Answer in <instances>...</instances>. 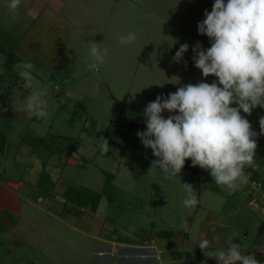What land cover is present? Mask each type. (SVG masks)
<instances>
[{"label":"rangeland","instance_id":"rangeland-1","mask_svg":"<svg viewBox=\"0 0 264 264\" xmlns=\"http://www.w3.org/2000/svg\"><path fill=\"white\" fill-rule=\"evenodd\" d=\"M9 3L0 0V48L31 62L34 80L26 87L17 67L21 63L7 71L6 53H0V115L17 122L21 136L17 170L9 161L6 173L16 170L34 206L23 200L21 216L16 213L20 224L0 231V264H193L192 259L205 260L198 246L204 239L212 249H227L230 242L252 247L256 232L264 233V212L259 201L247 200L245 192L251 199L262 192L250 189L251 174L248 186L242 184L234 194L211 178L198 181L185 168L180 176L166 178L138 137L140 126L130 124L145 122L144 111L158 96L167 99L188 84L218 83L195 66L193 51L198 43L204 50L211 47L198 25L215 0H21L15 11ZM130 33L136 40L121 43ZM90 42L98 43L102 54L108 50L99 73L89 67ZM185 43L188 51L174 61ZM42 91L47 116H29L27 97ZM76 102L87 110L75 114ZM178 114L165 110L162 115ZM241 115L257 133L255 165L245 173L256 169L264 180L259 124L264 107L251 115L241 109ZM0 128L5 130L4 124ZM122 131L130 141L119 136ZM104 138L109 155L101 154ZM41 160L47 165L39 170ZM183 183L195 188L199 203L194 208L183 205L188 195ZM69 185L82 189L88 200L103 192L98 209L88 201L66 202ZM209 218H220L225 227L216 223L212 231L205 225ZM203 228L206 237L201 238ZM165 230L172 235L158 234ZM218 237L222 243H214ZM146 247L153 250L150 262L138 258H149L151 253L140 252Z\"/></svg>","mask_w":264,"mask_h":264},{"label":"clouds","instance_id":"clouds-1","mask_svg":"<svg viewBox=\"0 0 264 264\" xmlns=\"http://www.w3.org/2000/svg\"><path fill=\"white\" fill-rule=\"evenodd\" d=\"M20 5L21 0H10L8 7L15 11ZM205 16L198 30L212 44L207 50L199 43L193 48L195 66L205 78L217 77L218 83L188 84L167 99L158 96L144 111L147 130L137 135L152 150L157 158L154 162L166 178L180 176L190 159L193 167L207 170L217 185L234 194L247 182L245 168L255 165L257 155V133L241 115V109L251 115L254 108L264 107V0H215L212 11L205 10ZM136 38L130 33L120 40L126 44ZM188 49V44L181 45L174 61L180 62ZM107 51L103 49L102 54L99 44L90 42L94 58L91 70L99 73ZM17 67L25 86H30L34 65L23 62ZM46 96L42 91L27 97L24 110L29 116H47ZM165 110L179 114L164 118ZM259 124L264 134V117ZM100 148L102 155L109 151L107 139ZM183 187L188 194L183 205L194 208L199 203L195 188L189 183H183ZM198 246L219 264H258L244 254L246 248L239 243L230 242L227 249H212L204 239Z\"/></svg>","mask_w":264,"mask_h":264},{"label":"crops","instance_id":"crops-1","mask_svg":"<svg viewBox=\"0 0 264 264\" xmlns=\"http://www.w3.org/2000/svg\"><path fill=\"white\" fill-rule=\"evenodd\" d=\"M0 106H4L3 103H0ZM1 114V113H0ZM4 116V115H3ZM2 115H0V123L4 124V129L3 130L6 135H7V143H6V148L3 152H0L1 155V159H0V231H6V230H10L13 228H16L17 225L20 224V222H17V217H16V213L18 212L21 216V212H22V203L23 200L26 202V204L28 205H33L34 203L30 200L29 198V191L25 190L24 194H23V188H24V183L23 182H17V176L15 175V171L17 170V160L18 158L21 157V153H19V151L17 150V144H19L21 142V136L20 134L17 133V122H12L6 119V117H3ZM3 117V118H1ZM51 159H53V156H51ZM9 161L11 162V164L15 165L16 170L11 171V174H7L6 172H8V165H9ZM47 165L45 163H43V161L41 160V162L38 161V169H43V167ZM7 170V171H6ZM254 171V169L250 170L247 174V176H249L250 174H252ZM251 176V175H250ZM211 179L213 180V178L211 177ZM250 180V179H249ZM248 183L250 184V189H253V185L251 186L250 181H248ZM248 185L244 184L243 188L247 187ZM262 192L260 193V198L258 199H251V195L248 192H245L247 197L249 199H247L248 201L252 202L257 200V202L259 201V205H262V209L264 212V189L261 190ZM257 205V204H254ZM201 206V203H200ZM20 216L18 219H20ZM223 220V219H222ZM216 223H220L222 225V227L224 225V223L222 224L220 218L217 221H214L212 218H209L205 221V225H210L212 226V231H214ZM192 224L193 221L189 222V226L190 228H192ZM219 224V226H220ZM223 227V228H224ZM189 231V235H190ZM206 230L203 228L201 229V238L206 237ZM186 235V232L184 234V236ZM248 236V232L246 234V237ZM189 239V238H188ZM222 240V237H218L216 238L214 241V243H219ZM185 242V241H184ZM189 243V241H187V244ZM222 243V241H221ZM239 243V242H237ZM241 244V243H239ZM242 245V244H241ZM264 245V233L263 231H259L256 232L255 234V242L253 244V246L251 248H258ZM248 246H244V248L250 250ZM143 250H145L147 252V254L150 256L149 258L142 256V254L140 255V257H138L139 259H142V261H151V257L154 255L152 254L153 250L150 249V247H146V249H141L140 252H143ZM175 252V250H174ZM177 256V255H176ZM201 263L203 264H216L217 259L215 258H211V257H206L205 256V260H200ZM198 260L196 261V263H194V259L191 260L190 263L193 264H198L199 262Z\"/></svg>","mask_w":264,"mask_h":264},{"label":"trees","instance_id":"trees-1","mask_svg":"<svg viewBox=\"0 0 264 264\" xmlns=\"http://www.w3.org/2000/svg\"><path fill=\"white\" fill-rule=\"evenodd\" d=\"M5 52L6 53V58L5 61L3 63V66L6 68L7 71H10L14 68L15 64L17 63H23L22 60L18 57L15 56V54L13 52H6L3 48H0V53ZM75 106L79 107V108H75V114H77L76 112L79 113V111H86L87 110V106L84 103L81 102H76ZM74 117H72L71 119H73ZM90 115L87 117V121L90 120ZM147 119L145 120V122H130L131 125L133 126H140V132L144 131V127H147L146 124ZM119 136L125 140V141H130L131 137L129 135V133L127 132H120ZM6 143H7V135L3 130H0V152H3L6 148ZM110 152L105 153L104 155H109ZM185 169H188L190 171H192L195 175H196V179L198 181H205L206 178H211L210 173L207 170H204L202 168H200L199 166H192V161L186 160L185 162ZM115 176V175H113ZM114 177H112L113 179ZM111 179V181H112ZM260 182L262 183V189H264V180H262L261 178H259L258 176V171L256 169H254L253 173L250 176V182ZM252 192V191H251ZM254 193V192H252ZM102 195L103 192H98L95 195H91L89 197L88 200V196L86 193H83L82 189H79L76 186H72L69 185V187H67V189L64 191V196L66 198V202L67 201H74L77 200L79 201L81 204H85L87 201L89 202L91 209L93 211H96L98 209L99 203L102 199ZM81 212L80 209L76 210V214H79ZM159 235H161V237H170V235H172L170 230H165L162 232L158 233Z\"/></svg>","mask_w":264,"mask_h":264},{"label":"built area","instance_id":"built-area-1","mask_svg":"<svg viewBox=\"0 0 264 264\" xmlns=\"http://www.w3.org/2000/svg\"><path fill=\"white\" fill-rule=\"evenodd\" d=\"M250 183L253 185V189H262V183L256 181ZM244 254L255 258L258 261V264H264V245L253 250L246 249Z\"/></svg>","mask_w":264,"mask_h":264}]
</instances>
